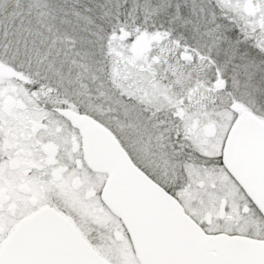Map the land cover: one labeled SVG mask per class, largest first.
<instances>
[{"label": "snow or ice", "instance_id": "obj_1", "mask_svg": "<svg viewBox=\"0 0 264 264\" xmlns=\"http://www.w3.org/2000/svg\"><path fill=\"white\" fill-rule=\"evenodd\" d=\"M0 264H264V0H0Z\"/></svg>", "mask_w": 264, "mask_h": 264}]
</instances>
